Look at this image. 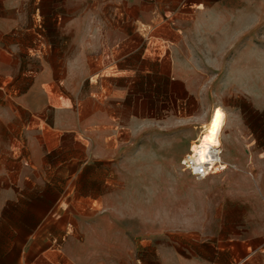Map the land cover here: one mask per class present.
Listing matches in <instances>:
<instances>
[{
  "label": "crops",
  "instance_id": "crops-1",
  "mask_svg": "<svg viewBox=\"0 0 264 264\" xmlns=\"http://www.w3.org/2000/svg\"><path fill=\"white\" fill-rule=\"evenodd\" d=\"M263 28L264 0H0V264H264ZM173 100L224 106L225 172L182 170Z\"/></svg>",
  "mask_w": 264,
  "mask_h": 264
},
{
  "label": "rangeland",
  "instance_id": "rangeland-1",
  "mask_svg": "<svg viewBox=\"0 0 264 264\" xmlns=\"http://www.w3.org/2000/svg\"><path fill=\"white\" fill-rule=\"evenodd\" d=\"M264 30V28H263ZM263 30H259V31H263ZM255 37V40H254V44H261L262 41L260 39H258V36H254ZM261 65V60L259 59L258 62H255V68H261L260 67ZM244 75V74H243ZM254 76V79L259 83L261 84V80H262V73L261 72H255L252 74ZM214 79L216 80V83H215V89L211 90L210 91V96L212 99H219L221 97L220 95V90H219V86L221 84L222 81H224L226 79V74L224 73H221V74H214ZM178 100H173V109L171 111H168L167 113H161L162 115H164V117H166V115H168L170 118H172L174 120V124L173 127L174 130L177 132V133H184L186 131H191V130H196L198 131V134L196 136V138H194V140H192V142L190 143L189 145V148L188 150L190 151V148L192 146L193 143H195V141H197L198 137L200 136V134L204 131L210 117L213 115V113L217 110H223L225 111L224 109V106L219 103L218 105H215L208 117V119H206V121L202 122V124L200 125L199 127V130L198 129H195V124L191 123L190 120L191 118L193 117V115H197L198 112H189L185 107L186 106H183V105H179L178 104ZM164 106V104H162ZM218 107V109H216ZM226 112V111H225ZM227 114V113H226ZM158 127H161L160 125ZM164 127V126H162ZM185 156V155H184ZM181 157V163H182V159L183 157ZM182 167V165H181ZM182 170L188 174H190L189 172L185 171L182 167ZM191 175V174H190ZM192 176V175H191ZM142 188L146 189L147 186H141Z\"/></svg>",
  "mask_w": 264,
  "mask_h": 264
},
{
  "label": "built area",
  "instance_id": "built-area-1",
  "mask_svg": "<svg viewBox=\"0 0 264 264\" xmlns=\"http://www.w3.org/2000/svg\"><path fill=\"white\" fill-rule=\"evenodd\" d=\"M200 145L201 143L198 142L199 149H202ZM223 152L221 144L211 143L204 153V158H201L195 150H190L183 157L181 164L183 169L196 179L205 180L220 175L227 169V164L222 159Z\"/></svg>",
  "mask_w": 264,
  "mask_h": 264
},
{
  "label": "bare ground",
  "instance_id": "bare-ground-1",
  "mask_svg": "<svg viewBox=\"0 0 264 264\" xmlns=\"http://www.w3.org/2000/svg\"><path fill=\"white\" fill-rule=\"evenodd\" d=\"M218 109V108H217ZM227 121V114L225 111L217 110L210 117L204 131L200 134L197 141L192 144L190 150L198 152L201 158H204V153L211 143H222V134ZM198 142L201 143L202 149H199Z\"/></svg>",
  "mask_w": 264,
  "mask_h": 264
}]
</instances>
